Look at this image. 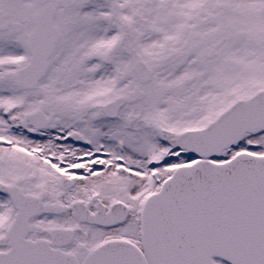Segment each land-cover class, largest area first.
<instances>
[{
	"label": "snow or ice",
	"instance_id": "obj_1",
	"mask_svg": "<svg viewBox=\"0 0 264 264\" xmlns=\"http://www.w3.org/2000/svg\"><path fill=\"white\" fill-rule=\"evenodd\" d=\"M0 264H264V0H0Z\"/></svg>",
	"mask_w": 264,
	"mask_h": 264
}]
</instances>
